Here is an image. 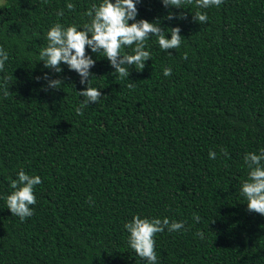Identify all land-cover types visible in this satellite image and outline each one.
<instances>
[{"label":"trees","instance_id":"trees-1","mask_svg":"<svg viewBox=\"0 0 264 264\" xmlns=\"http://www.w3.org/2000/svg\"><path fill=\"white\" fill-rule=\"evenodd\" d=\"M101 2L0 0L9 56L0 71V264H147L128 244L133 215L184 222L154 236L157 264H264V216L241 195L244 156L264 149V0L207 9L140 0L136 20L159 22L168 39L179 27L181 46L163 51L150 37L151 59L124 79L86 46L96 61L89 86L102 96L80 114L87 83L63 63L60 73L45 68L39 53L51 26L82 30ZM197 11L206 23L193 20ZM45 73L61 87L48 88ZM20 169L42 180L24 221L5 199Z\"/></svg>","mask_w":264,"mask_h":264},{"label":"clouds","instance_id":"clouds-1","mask_svg":"<svg viewBox=\"0 0 264 264\" xmlns=\"http://www.w3.org/2000/svg\"><path fill=\"white\" fill-rule=\"evenodd\" d=\"M193 0H161L165 8H183L185 3L191 4ZM140 0H102L101 3L92 4L85 13L90 18V22L83 25L82 30L73 24L67 27L56 23L47 31V46L41 48L39 61L43 62L45 68L56 73L62 71L60 65L65 64L69 70L75 71L80 77V83H87V87L78 92V96L83 97L81 107L77 112L82 114V108L89 106V103L98 102L102 96L101 92L94 87H90V68L94 67L96 61L86 53V46L92 53H103L114 73L119 79L128 78L129 68L135 66L136 71H142L145 61L151 59V53L146 48V41L150 37H155L159 48L163 51L178 49L182 39L179 27L170 28V39L166 38L165 29L159 26V22H149L144 19L136 20L138 15L137 4ZM196 6L201 9L211 7L219 8L223 0H195ZM65 7L69 11L75 9V5L67 3ZM58 16H63V10L58 11ZM167 19H173L170 13ZM193 20L200 24L208 21L206 13L197 11L193 15ZM129 21H133L129 24ZM131 47L133 54L123 52V48ZM187 52L182 59H187ZM8 53L0 47V71L4 70L8 61ZM171 68H164L163 75H171ZM47 81V87L53 90L62 85L59 79H49L45 73L43 77ZM40 79L39 77L37 78ZM132 85L130 84L129 87ZM5 97L8 90L4 91ZM224 156L227 150L221 149ZM217 153L209 151V158L215 159ZM264 149L259 154L249 152L244 156V163L249 172L248 178L242 183L241 195L247 200V210L264 216ZM42 183L38 175H28L23 169L17 173V178L10 181L11 193L5 197L7 209L11 215L19 217L21 221L31 217L34 210L31 206L36 204L34 195L35 186ZM91 200V198H89ZM193 219L199 222L200 217ZM128 233V244L133 252L147 264H157V254L155 252L154 236L167 229L168 232L180 231L184 228L183 221H169L168 218H141L133 215L131 221L124 224ZM197 235L203 237V232L198 231Z\"/></svg>","mask_w":264,"mask_h":264}]
</instances>
